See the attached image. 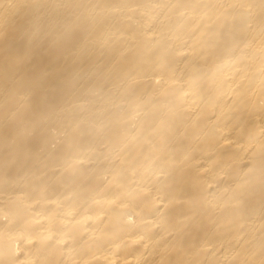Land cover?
Here are the masks:
<instances>
[{
  "label": "bare ground",
  "instance_id": "bare-ground-1",
  "mask_svg": "<svg viewBox=\"0 0 264 264\" xmlns=\"http://www.w3.org/2000/svg\"><path fill=\"white\" fill-rule=\"evenodd\" d=\"M0 264H264V0H0Z\"/></svg>",
  "mask_w": 264,
  "mask_h": 264
}]
</instances>
